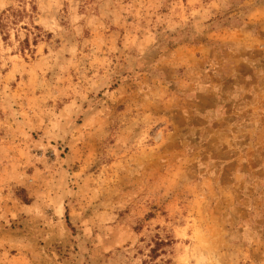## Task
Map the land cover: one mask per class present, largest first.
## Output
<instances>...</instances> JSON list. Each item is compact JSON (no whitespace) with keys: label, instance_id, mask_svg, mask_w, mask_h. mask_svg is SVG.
<instances>
[{"label":"rangeland","instance_id":"rangeland-1","mask_svg":"<svg viewBox=\"0 0 264 264\" xmlns=\"http://www.w3.org/2000/svg\"><path fill=\"white\" fill-rule=\"evenodd\" d=\"M0 264H264V0H0Z\"/></svg>","mask_w":264,"mask_h":264},{"label":"trees","instance_id":"trees-1","mask_svg":"<svg viewBox=\"0 0 264 264\" xmlns=\"http://www.w3.org/2000/svg\"><path fill=\"white\" fill-rule=\"evenodd\" d=\"M196 32H191V33H189L188 35H187V37H186V40L187 41H193V40H195V38H196Z\"/></svg>","mask_w":264,"mask_h":264}]
</instances>
